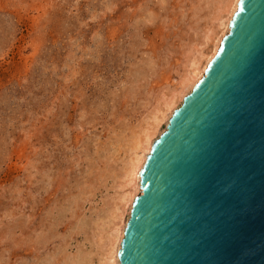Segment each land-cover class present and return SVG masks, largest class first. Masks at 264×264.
<instances>
[{"label":"rangeland","instance_id":"obj_1","mask_svg":"<svg viewBox=\"0 0 264 264\" xmlns=\"http://www.w3.org/2000/svg\"><path fill=\"white\" fill-rule=\"evenodd\" d=\"M225 4L0 0V264H108L133 149Z\"/></svg>","mask_w":264,"mask_h":264},{"label":"water","instance_id":"obj_2","mask_svg":"<svg viewBox=\"0 0 264 264\" xmlns=\"http://www.w3.org/2000/svg\"><path fill=\"white\" fill-rule=\"evenodd\" d=\"M140 176L121 264H264V0H240Z\"/></svg>","mask_w":264,"mask_h":264},{"label":"bare ground","instance_id":"obj_3","mask_svg":"<svg viewBox=\"0 0 264 264\" xmlns=\"http://www.w3.org/2000/svg\"><path fill=\"white\" fill-rule=\"evenodd\" d=\"M225 1H226V4L224 6L225 8L221 7L222 10L220 11V14L222 13V16L223 15L225 16V14L227 13L226 15H228L229 17L227 20H223V17L220 14L219 16H217L219 27L220 26L223 27V31H222L223 33L222 35L221 34L219 35V39L216 38L218 39L216 40L217 43L214 42L215 44H213L215 46V49L212 50V52L213 51L214 52L210 54L211 56L208 54L210 57L207 58L206 64L204 66H200V65L203 61L202 59H204L206 55L204 53L202 54L201 51H200L201 54L199 53L200 57L199 58L197 57L198 59L196 58L191 61V65H189L190 69L188 71V74L186 75V78L184 77L185 80L182 82L181 88H179V90L176 91L177 94L175 93L174 96H172V98H170L165 103L164 105L165 110H159L156 116H154L153 125H151L150 128L144 130L143 136L138 139L135 145V148L133 149L132 157L128 163V166H126L127 168L126 175H124L126 177L124 179H127V182H126L127 185L125 186H129L128 187L129 190L122 196V199L120 201L122 204L120 208L121 212L118 211V213L120 212L119 216L117 214L118 220L120 222L119 223L117 222L118 224L115 223L116 225L114 224L115 227L113 229V233L110 238V241L108 242L109 243V246H108L109 251H108V256H107L108 262L106 261L108 264H121L118 255H119L121 245L124 239L125 229L131 217V211L133 208L134 201L138 196L142 194L140 174L146 164L148 156L150 155L152 151L154 142L156 141V139L154 138L155 135L158 133L159 128L162 126L164 122H166L165 130H167L169 121L172 118L173 114L178 108L181 107V105L184 102V99L193 91L194 87L205 76L208 65L216 56L220 48V45L222 43V40L230 32V23L235 13L238 10V5H239L240 0H225ZM178 101H181L179 106H177V104H179ZM126 207H128V209ZM127 210H128V219L124 221L123 218ZM120 223L123 225L120 226Z\"/></svg>","mask_w":264,"mask_h":264}]
</instances>
